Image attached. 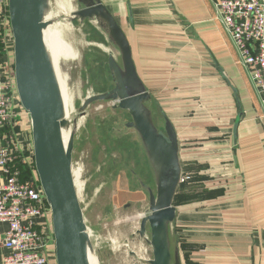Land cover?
Instances as JSON below:
<instances>
[{
    "label": "crops",
    "instance_id": "1",
    "mask_svg": "<svg viewBox=\"0 0 264 264\" xmlns=\"http://www.w3.org/2000/svg\"><path fill=\"white\" fill-rule=\"evenodd\" d=\"M219 2L103 4L120 15L137 74L153 99L167 97V110L158 107L176 132L182 170L184 154L195 167L194 180L203 181L197 198L173 202L172 240L181 264H264V106L222 26ZM5 44L2 61L11 68L9 37ZM15 113L18 138L32 149L29 117L20 104ZM48 223L51 229L50 217ZM5 231L0 224V264ZM48 251V264H55L52 243Z\"/></svg>",
    "mask_w": 264,
    "mask_h": 264
},
{
    "label": "water",
    "instance_id": "2",
    "mask_svg": "<svg viewBox=\"0 0 264 264\" xmlns=\"http://www.w3.org/2000/svg\"><path fill=\"white\" fill-rule=\"evenodd\" d=\"M75 1L76 10L60 17L50 0H7L14 87L29 117L33 167L50 211L55 264H91V259L99 264L73 174L77 131L88 108L98 102H111L113 109L129 115L125 127L134 130L151 172L148 209L136 231L150 247L147 264H181L177 241L172 240L173 202L182 176L174 127L156 106L163 121L162 127L157 125L155 100L137 74L130 44L116 18L101 0ZM54 12L57 18L51 16ZM65 20L94 24L118 54V59L109 54L106 60L112 89L86 97L72 120L67 118L61 83L44 40L49 26Z\"/></svg>",
    "mask_w": 264,
    "mask_h": 264
},
{
    "label": "rangeland",
    "instance_id": "3",
    "mask_svg": "<svg viewBox=\"0 0 264 264\" xmlns=\"http://www.w3.org/2000/svg\"><path fill=\"white\" fill-rule=\"evenodd\" d=\"M50 1L56 11V0ZM104 3L110 5L105 0ZM73 10H76L75 0L70 1L69 12ZM69 12L60 17L70 16ZM112 14L119 21L120 15ZM60 24L64 40L75 58L61 61L59 72L65 78L66 93L77 110L86 97L112 89L106 60L109 54L118 59V54L94 24L77 21H61ZM166 99L163 96L161 102L153 104L160 127L163 121L156 111L158 106L167 110ZM112 105L111 102L92 104L77 131L73 171L78 175V196L91 239L96 237L98 243L99 264H147L151 258L150 247L138 239L136 231L146 215V187L153 188V180L134 130L125 127L130 121L129 115L113 109ZM181 157L183 174L194 180L195 167L185 160L184 154ZM216 170L212 169L214 176L218 175ZM194 182L181 187L177 204L185 202L184 195L197 198L196 194L203 193V181L195 179Z\"/></svg>",
    "mask_w": 264,
    "mask_h": 264
},
{
    "label": "built area",
    "instance_id": "4",
    "mask_svg": "<svg viewBox=\"0 0 264 264\" xmlns=\"http://www.w3.org/2000/svg\"><path fill=\"white\" fill-rule=\"evenodd\" d=\"M217 7L222 26L250 71L264 106V1L220 0ZM5 37L12 48L7 0H0V224L6 226L1 240L6 250L2 264H48V246L54 243L50 211L33 167L32 149L23 145L16 133L15 105L19 100L13 66L2 61ZM189 183L192 178L182 172L180 185ZM93 243L98 245L96 237Z\"/></svg>",
    "mask_w": 264,
    "mask_h": 264
},
{
    "label": "bare ground",
    "instance_id": "5",
    "mask_svg": "<svg viewBox=\"0 0 264 264\" xmlns=\"http://www.w3.org/2000/svg\"><path fill=\"white\" fill-rule=\"evenodd\" d=\"M70 1L71 0H56L55 6L57 9V12H59L61 14H67L70 10ZM103 2H104V0H103ZM105 2L113 3V2H115V0H105ZM51 16H53V18H57L56 16H58V15H56V13L54 12ZM62 32H63V25H61L60 23H55V24L49 26L48 29L45 31V33H44L45 39L44 40H45V44L49 50L53 65L57 70L58 77H59V80L61 83L64 101L66 104L65 106H66L67 118L69 120H72L75 116V108L72 104L71 99L66 94L65 78L59 72V65H60V62L63 60L75 58V55H73L71 53V51L67 45L68 43L64 40ZM103 51H105V50H103ZM105 52L108 53L109 51H105ZM73 174H74V178H75V185H76L77 191L79 193L80 186L77 184V176L78 175L74 171H73ZM90 262H91V264H96L94 259H91Z\"/></svg>",
    "mask_w": 264,
    "mask_h": 264
},
{
    "label": "trees",
    "instance_id": "6",
    "mask_svg": "<svg viewBox=\"0 0 264 264\" xmlns=\"http://www.w3.org/2000/svg\"><path fill=\"white\" fill-rule=\"evenodd\" d=\"M2 50H3V44L2 43H0V53L2 52ZM24 178H26V176H24ZM183 186H185L184 184H181L180 186H179V189H178V191L177 192H179V190H181V187H183ZM185 196V198H187V199H185V202L184 203H186L187 201H189L190 199H192V196H187V195H184ZM178 197H179V194H177L176 195V197H175V203L177 204V201H178ZM183 202H181V203H183ZM181 203H178V204H181ZM177 204V205H178ZM180 247H182V245H180ZM185 259V258H184ZM185 261H186V259H185ZM186 263V262H185Z\"/></svg>",
    "mask_w": 264,
    "mask_h": 264
}]
</instances>
